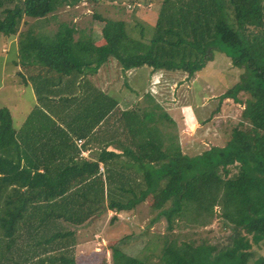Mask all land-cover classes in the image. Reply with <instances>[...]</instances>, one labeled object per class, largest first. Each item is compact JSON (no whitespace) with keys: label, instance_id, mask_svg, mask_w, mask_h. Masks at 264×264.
<instances>
[{"label":"trees","instance_id":"obj_1","mask_svg":"<svg viewBox=\"0 0 264 264\" xmlns=\"http://www.w3.org/2000/svg\"><path fill=\"white\" fill-rule=\"evenodd\" d=\"M82 2L121 7L124 17L94 13L103 24V43L73 22L58 21L51 33L33 25L20 29L29 25L25 18L57 19L59 11ZM143 9L155 12V20L151 27L139 24L136 37L125 15ZM0 10V40L8 44L17 37L14 64L29 69L28 75L19 71V85L33 82L42 96L55 85L68 93L79 82L84 92L81 101L61 98L60 108L43 105L32 114L42 122L34 126L31 117L28 129L36 134L38 128L59 129L53 112L70 124L76 120L74 137L85 138V150L94 144L95 125L103 133L102 146L98 136L97 152L89 159L65 138L57 164L48 162L49 153L40 169L30 152L22 153L12 115L0 109V264H74L66 253L75 250L78 230L108 210L134 212L158 192L165 202L147 226L166 221L158 259L145 261L113 242L110 264L259 263L254 259L264 247V0H0ZM216 53L240 70L220 103L231 98L244 108L221 145L196 155L184 154L168 132L171 117L152 97L146 107L126 100L121 106L92 87L91 77L112 63L123 75L148 67L153 73L182 71L191 81ZM46 82L49 89L41 88ZM24 143L30 149V141ZM215 224L216 234L194 238Z\"/></svg>","mask_w":264,"mask_h":264},{"label":"rangeland","instance_id":"obj_2","mask_svg":"<svg viewBox=\"0 0 264 264\" xmlns=\"http://www.w3.org/2000/svg\"><path fill=\"white\" fill-rule=\"evenodd\" d=\"M113 6L104 3L93 8L92 4L82 2L75 8H65L59 11L57 19L51 16L46 22H38L25 18L29 25L22 23L20 29L25 31L33 25L38 31L51 33L58 29V21L73 22L79 29L91 34L95 43L100 44L104 41L103 24L96 21L94 13L98 12L109 18L117 17L119 13L118 17H124L122 13L120 15L121 7ZM154 15L155 12L143 9L137 14L128 12L125 20L129 28L133 29V34L139 37V24L151 27L154 24ZM6 48H3L2 54H5ZM6 58V64L0 65V109L8 110L12 115L14 125H18L21 124L23 116L31 112L32 95L30 87L19 88V82L16 80L20 77L19 71L28 75L29 69L19 67V71L16 72L14 54L11 53ZM239 73L240 70L233 67L230 58L222 53H216L214 60L209 62L207 67L191 81L182 71L153 73L148 67L123 75L116 63L103 65L98 77L91 78L100 90L107 91L114 96L121 106H123L121 103L126 100L131 101V106L138 103L140 107H146L148 100L152 97V101L160 104L161 111L171 117L172 123L166 122L169 125L168 132L175 134L177 143L184 154L196 155L211 146L221 145L229 136L231 126L241 119L244 105L235 103L231 98L220 103L221 96L239 80ZM14 81H16L15 84ZM49 86L50 83L46 82L42 83L41 88L49 89ZM36 87L37 84L32 82V90H36ZM241 98L246 99L244 95H241ZM219 107L220 109L217 110ZM209 116L211 124L206 123ZM66 123L68 127L69 123ZM88 154L84 153L83 156L87 157ZM164 202L161 192L151 194L134 212L108 210L104 217L96 220L89 228L78 230L76 243L84 244L83 247H79V250L84 253L79 259L77 257L82 255V252L74 256L76 264H97L104 256L110 258L108 248L113 242L132 256L141 257L151 263L156 262L163 245L161 238L166 233V221L161 219L150 225L149 229L147 226L150 218L156 215ZM215 226L198 230L194 238L198 240L213 236L219 231L218 225L215 224ZM255 260H259L257 264L264 262V247L257 250Z\"/></svg>","mask_w":264,"mask_h":264},{"label":"crops","instance_id":"obj_3","mask_svg":"<svg viewBox=\"0 0 264 264\" xmlns=\"http://www.w3.org/2000/svg\"><path fill=\"white\" fill-rule=\"evenodd\" d=\"M17 37L13 38V39H10L8 41V44L5 43V39L2 38L0 40V65H4L6 64V61H7V55L13 53L14 54V60L17 59L18 55H19V43L16 39ZM4 47H7L6 48V52L5 54H2V50ZM16 67V72L19 71L17 66ZM102 71V67L97 71V73L94 75L96 76V78L98 77V75L100 74V72ZM92 76V77H94ZM92 79V78H91ZM93 80V79H92ZM17 81V80H16ZM16 81H14V84L16 83ZM94 81V80H93ZM19 82V81H18ZM95 82V81H94ZM93 82V86L92 87H95L96 89H99L98 88V85L97 83ZM80 84L79 82H76L75 83V86H71V90L66 93V92H63L61 90H59L58 88V85H55V87H51V90L49 92L46 91L44 94L42 93V96H39V94L35 91V90H32L33 88H31V95H32V104H31V108H30V111L29 114H26L25 116H23L22 118V122L21 124H15L16 126V131H17V134H18V141L19 143L21 144L20 146V149L22 150V153H27V152H30L31 155L33 156L32 158V162L36 163L37 167L39 166L40 169H43L44 166L46 165V162H43L44 160V157H47V155L50 153L52 154L51 156V159L48 160V162H54L57 164V162L60 160L59 158V148L60 146L62 147V145L64 144L62 142L63 139L67 140L68 141V144H71L70 146H72L73 148H76V149H82V154L81 156L83 157V159H89L94 153V152H97V149H98V136L100 137L99 139V142L102 146V143H101V139H102V131L99 132V127L101 125H95L94 126V129L90 135L93 136V134H96L95 136V141H94V144H91V146L85 150L83 149V145L85 144V138H82L83 140V143L82 144H79L78 141L81 140L79 139L78 137H74V132H73V128H74V125L76 124V120L73 119L71 120L73 123L70 124L71 122H69V126L67 127V123L61 118H64V115L63 116H56L55 114H53V112L51 113V118L54 120V122H58L59 123V129L56 128L55 126H52L51 130H45V129H37V134H36V131H30V129H28V122L29 120L31 119H34L33 120V125H37L42 122H40L39 119H37V117L35 115H32L34 114L33 112L35 111H38L39 109H42L43 108V105L47 104V105H50V106H54L56 108H60V103H59V100L61 98H70V99H79L78 101H81L83 100L84 98V92L81 88H79ZM19 88H25L23 85H18ZM103 91V90H102ZM47 95H49V99H46L47 98ZM40 97H43L42 99V102L39 100ZM52 106V107H53ZM56 110V109H55ZM54 110V111H55ZM60 111V110H58ZM39 112V111H38ZM40 113V112H39ZM68 119V118H67ZM66 119V121H68ZM70 120V119H69ZM103 122L101 121L100 124H102ZM98 132V133H97ZM72 137V139H70ZM25 140H28L30 141L31 143V147L30 149L27 148L25 146ZM84 153H89L87 157H84L83 154ZM25 155V154H24ZM26 160L27 158L25 157H22V165H27L26 163ZM32 164V163H31ZM32 166L34 167V165L32 164ZM50 166V165H49ZM90 226V225H89ZM89 226L87 228H89ZM87 228H81V229H87ZM84 244H81V243H76V247H75V250L74 251H70L68 253H66V257L67 259H73L74 260V256L79 253V252H82V255L78 256L77 259H79L81 256H83V251L82 250H79L80 246L83 247ZM110 245V244H109ZM108 248V247H107ZM108 250H110L108 248ZM90 254V253H88ZM84 255H87V254H84ZM93 255V254H91ZM108 256H104L102 258V260H100V263H97V264H110V258H107ZM141 258V257H139ZM74 264H76V262L74 261Z\"/></svg>","mask_w":264,"mask_h":264},{"label":"built area","instance_id":"obj_4","mask_svg":"<svg viewBox=\"0 0 264 264\" xmlns=\"http://www.w3.org/2000/svg\"><path fill=\"white\" fill-rule=\"evenodd\" d=\"M78 143H79V144H82V140H79Z\"/></svg>","mask_w":264,"mask_h":264},{"label":"bare ground","instance_id":"obj_5","mask_svg":"<svg viewBox=\"0 0 264 264\" xmlns=\"http://www.w3.org/2000/svg\"><path fill=\"white\" fill-rule=\"evenodd\" d=\"M5 70V69H4Z\"/></svg>","mask_w":264,"mask_h":264}]
</instances>
